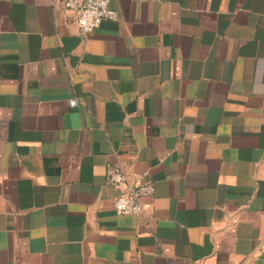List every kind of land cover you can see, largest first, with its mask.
Masks as SVG:
<instances>
[{
    "label": "crops",
    "instance_id": "1",
    "mask_svg": "<svg viewBox=\"0 0 264 264\" xmlns=\"http://www.w3.org/2000/svg\"><path fill=\"white\" fill-rule=\"evenodd\" d=\"M61 3L0 0V264H264V0H110L86 37Z\"/></svg>",
    "mask_w": 264,
    "mask_h": 264
},
{
    "label": "built area",
    "instance_id": "2",
    "mask_svg": "<svg viewBox=\"0 0 264 264\" xmlns=\"http://www.w3.org/2000/svg\"><path fill=\"white\" fill-rule=\"evenodd\" d=\"M62 7L73 14V23L80 36L93 33L103 21H116L117 13L110 6V0H62ZM70 106L76 102L70 101ZM105 183L119 190L113 199L117 214L138 216L143 211V199L154 193L151 182L129 183L118 165L107 164Z\"/></svg>",
    "mask_w": 264,
    "mask_h": 264
}]
</instances>
